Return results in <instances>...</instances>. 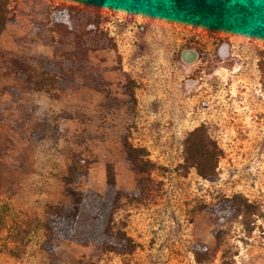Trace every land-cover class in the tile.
Returning a JSON list of instances; mask_svg holds the SVG:
<instances>
[{
	"label": "rangeland",
	"instance_id": "obj_1",
	"mask_svg": "<svg viewBox=\"0 0 264 264\" xmlns=\"http://www.w3.org/2000/svg\"><path fill=\"white\" fill-rule=\"evenodd\" d=\"M101 14L116 46L88 53L99 87L34 89L0 73V264H264V0H105ZM36 19V0L12 2L0 46L57 59ZM186 47L200 52L192 64ZM196 127L222 151L215 179L182 170ZM123 138L148 150L149 174ZM72 164L85 174L70 186L101 194L113 169L131 250L42 247Z\"/></svg>",
	"mask_w": 264,
	"mask_h": 264
},
{
	"label": "trees",
	"instance_id": "obj_2",
	"mask_svg": "<svg viewBox=\"0 0 264 264\" xmlns=\"http://www.w3.org/2000/svg\"><path fill=\"white\" fill-rule=\"evenodd\" d=\"M16 0H0V37L10 20V5ZM41 5L44 19H36V25L44 32V39L56 49L57 59L43 55L29 56L0 46V73L12 74L34 89L54 86L61 89L77 78L86 84L99 87L100 72L95 70L88 53L92 49L114 48L115 39L102 27L101 8L105 0H87L85 6L74 3H55L36 0ZM30 88V87H29ZM126 158L139 173H150L156 164L149 159L148 150L133 145L128 138L122 139ZM221 149L203 130L196 127L184 141V160L181 167L187 173L195 167L206 179L218 176L217 162ZM145 157V158H144ZM85 171L72 164L64 176L69 200L47 206V218L43 223L46 237L42 247L50 253L58 251L60 239H72L91 243L103 251L118 248L117 241L126 243L128 250L134 246L115 218L123 192L117 188L114 171L108 168L107 188L103 194L96 190H76L70 184Z\"/></svg>",
	"mask_w": 264,
	"mask_h": 264
},
{
	"label": "flooded vegetation",
	"instance_id": "obj_3",
	"mask_svg": "<svg viewBox=\"0 0 264 264\" xmlns=\"http://www.w3.org/2000/svg\"><path fill=\"white\" fill-rule=\"evenodd\" d=\"M194 53H197L198 54V57L195 60V61H197L199 59V57H200V52L197 49L193 48V47H186V48H184L182 50V52H181L182 60L184 61V59H186L188 62H186V61L185 62L186 63H189V64L194 63L195 61L189 62L190 59H192L194 57Z\"/></svg>",
	"mask_w": 264,
	"mask_h": 264
},
{
	"label": "water",
	"instance_id": "obj_4",
	"mask_svg": "<svg viewBox=\"0 0 264 264\" xmlns=\"http://www.w3.org/2000/svg\"><path fill=\"white\" fill-rule=\"evenodd\" d=\"M226 48H227V45H225V46L223 47V51H225ZM197 57H198V54H197V53H194V57H193L192 59H190L189 62H193V61H195V60L197 59ZM184 61L188 62L186 59H184Z\"/></svg>",
	"mask_w": 264,
	"mask_h": 264
}]
</instances>
